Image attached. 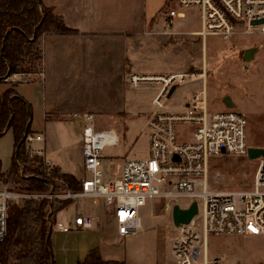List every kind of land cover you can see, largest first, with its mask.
<instances>
[{"label":"rangeland","instance_id":"obj_1","mask_svg":"<svg viewBox=\"0 0 264 264\" xmlns=\"http://www.w3.org/2000/svg\"><path fill=\"white\" fill-rule=\"evenodd\" d=\"M107 4L111 6L110 26L113 34H102L99 39L106 43L116 37L118 40L120 37L123 38L121 44L123 42L125 46L124 57L128 70L65 72L70 81L68 83H72L66 90L68 97L65 102L68 106L77 99L79 107H84L81 113L85 114L91 111L95 104L107 107V112L92 111L96 113L97 128L115 130L120 137V144L117 147H109L104 152L103 169L110 178L118 174V170L126 161L149 157L146 125L153 111L151 102L160 85L152 83L134 89L129 84L130 73L200 75L203 74L201 68L205 60L207 67L205 85L210 111L223 110L225 108L223 100L230 96L235 104L234 109L243 113L249 122L250 146L264 149V47L257 54L255 62L243 61L246 49L258 44L264 45V34H258L259 28H254L253 35L250 36L239 34L230 40L209 36L204 42L198 36L202 29L200 10H183L178 0H100L102 7ZM105 9L103 8V13ZM171 10L182 12L185 18L175 19L174 23L169 25L166 19ZM111 57L114 58L115 55ZM194 66L199 69H195ZM40 69L42 72V67ZM11 78L0 80V93L14 88L17 84ZM21 78L31 80L28 82L30 85H25L24 89L27 90H33V82L42 80L44 83L43 77L37 75ZM196 94L202 96V80L199 77L187 78L176 88L167 104L176 110L183 106L185 101H191ZM115 105L123 109V114L114 113ZM71 117L64 121L45 122L41 105L35 103L32 106L33 123L30 131L34 135H45L49 159L60 157L57 150L66 147L64 157L78 171H82L83 162L81 160L79 162L77 155L71 153L75 149L72 145L82 141V132L77 125L78 119ZM44 144L45 142H34L30 147L40 150ZM14 145L12 131L5 132L0 137V161L5 174L10 171L13 164ZM210 164L212 189L250 190L254 184L259 160L220 155L212 157ZM78 203H72L53 220L52 247L56 264L60 258L68 256L73 248L82 243L88 233L98 231L103 235L104 230L113 232L116 229L115 224L111 223V226L109 224L113 207L106 208L103 204L96 205L92 201H86L84 204L83 200H79ZM96 209L99 211L100 219L95 223L93 218L92 230L73 229L70 233H62L56 227L58 222L70 226L77 211H85L94 217L92 213ZM139 217L142 220V230L139 233L118 237L116 241L109 238V235L106 237L103 235L104 245L113 247L114 256L119 257L125 252L124 242L127 241L129 246L137 247L144 259L148 254L152 259L157 256L162 264H178L172 246L180 237V230L173 224L172 210L168 209L167 201L158 198L148 200L145 206L140 208ZM207 248L209 264H264V235L245 237L210 235L207 239ZM204 261L205 251L202 245L197 264H204Z\"/></svg>","mask_w":264,"mask_h":264},{"label":"built area","instance_id":"obj_2","mask_svg":"<svg viewBox=\"0 0 264 264\" xmlns=\"http://www.w3.org/2000/svg\"><path fill=\"white\" fill-rule=\"evenodd\" d=\"M178 4L183 10H200L202 29L198 36L204 42L209 36L224 40L239 34L250 36L254 28H259V35L264 34V25H253V22L264 20V0H178ZM184 18L182 12L171 10L166 20L172 25L175 19ZM201 70L203 74L200 75L129 74V84L134 89L152 83H158L160 88L151 102L153 111L146 125L149 157L126 161L114 178L104 171L103 162L105 150L120 144L118 132L97 128L93 113L75 114L82 132L86 173L80 191H71L52 161L45 158L42 151L30 147L34 142H45L44 134L28 135L26 155L29 159H42V171L51 181V190L35 192L11 188L0 179V264L2 247L8 236L9 209L26 201L78 203L90 200L95 203L102 200L107 207H113L120 237L142 230L139 210L150 199L166 200L172 211L176 205L189 209L197 202V216L191 224L178 228L180 237L172 246L179 264H197L202 245L204 264H209L206 248L210 235H264V158L259 159L252 189L216 191L210 187L211 158L220 155L248 157L251 146L249 122L243 113L226 107L210 111L205 60ZM193 77L202 80V96L196 94L191 101L173 110L167 104L171 89ZM56 227L62 233L73 229L88 231L94 227V220L85 211H77L70 226L58 222Z\"/></svg>","mask_w":264,"mask_h":264},{"label":"trees","instance_id":"obj_3","mask_svg":"<svg viewBox=\"0 0 264 264\" xmlns=\"http://www.w3.org/2000/svg\"><path fill=\"white\" fill-rule=\"evenodd\" d=\"M66 26L43 0H0V80L15 75L39 76L42 72V39L47 34L75 33ZM12 89L0 93V137L12 131L15 143L13 164L0 179L11 188L49 192L51 181L42 171L40 157L26 155V138L31 134L32 106ZM22 167V171L18 162ZM71 191H80L81 182L74 176L61 177ZM73 202L66 200L26 201L9 209L8 236L2 247V264H56L52 247V226L57 215ZM79 264H125L105 261L97 249Z\"/></svg>","mask_w":264,"mask_h":264},{"label":"crops","instance_id":"obj_4","mask_svg":"<svg viewBox=\"0 0 264 264\" xmlns=\"http://www.w3.org/2000/svg\"><path fill=\"white\" fill-rule=\"evenodd\" d=\"M43 4L44 6L53 9L54 13L63 19L66 26L76 32L70 35L47 34L43 37L42 73L39 76L41 78L43 77L44 83L42 80L35 83L33 82V90H27L24 88L25 85L31 84L28 83L31 81L30 79L21 78V75H15L11 79L17 82L15 87L17 93L31 106L35 105V103L38 106L41 105L42 116L45 122L53 120L64 121L72 118L71 116L74 117L75 114H85L81 113L83 112L84 107H79L76 103L77 99L73 100L71 105L68 106L65 102L66 97H68L66 90L69 89L68 85L72 84L68 83L70 81L68 76L65 75V72H85L91 70L126 71L128 68L126 67L124 57L125 46H123V42L121 44L122 37H120V40H118L119 38L117 37L110 39V42L106 41V43H103L101 39H99V36L102 34H113L110 26L112 12L109 4L102 7L100 5V0H43ZM103 8H106L104 13ZM114 23L116 22H113V24ZM99 40L100 42H98ZM113 54L115 55L114 58L111 57ZM72 90L73 89H71V91ZM79 90L80 86H78V93ZM92 110L107 112V107L95 104L91 111H88L87 113H93L96 115L95 111ZM113 110L114 113L123 114V109L118 108L116 105L113 106ZM77 125L80 128L79 122ZM76 143L77 144L72 145L75 149L74 151L72 150L71 153L74 156L77 155L79 162L80 160L83 162L82 171H78L74 165H71L68 162V159L64 157L65 149H67L66 147L57 150L60 157L53 160L48 158L49 147L47 140H45V144L39 151H42L45 158L52 161V163L63 174L72 175L81 182L86 176L84 170L82 141ZM70 158H72L71 154ZM100 203L108 208L102 200L96 201L94 204L100 205ZM87 214L91 216V214ZM92 215L94 217H91L95 219V223H98V219H100L99 211L97 209L94 210ZM110 216V226L111 223L116 225L114 211ZM106 231L104 230L103 235L105 237L109 235V238H113L114 241L120 237L117 232V225L113 232H111V230ZM87 235L88 236L84 238L82 243L73 248L68 256L60 258V261L58 260L57 263L79 264V262L86 259L91 251L97 249L100 256L105 261H117L125 264H162L157 256H154L152 259L146 254V258H142L137 247L129 246L127 241L124 242L125 252H123L121 256L115 257L113 247L110 245L109 247L104 245L103 240L105 238L103 239L104 236L100 232H90ZM177 263L179 264L178 261Z\"/></svg>","mask_w":264,"mask_h":264},{"label":"water","instance_id":"obj_5","mask_svg":"<svg viewBox=\"0 0 264 264\" xmlns=\"http://www.w3.org/2000/svg\"><path fill=\"white\" fill-rule=\"evenodd\" d=\"M253 25H264V20L253 22ZM264 45L258 44L253 47H250L246 49V51L243 54V61L244 62H255L257 54H259L263 50ZM176 87H173L168 95L170 98L173 93L175 92ZM223 103L226 108L228 109H234L235 104L230 96H227L224 98ZM26 138V137H25ZM248 158L252 161L259 160L261 158H264V149L262 148H256L251 147L248 151ZM198 214V204L197 202H194L189 209H181L178 205L174 206L172 211V221L176 228H179L181 226L189 225L191 224L192 220L197 216Z\"/></svg>","mask_w":264,"mask_h":264},{"label":"bare ground","instance_id":"obj_6","mask_svg":"<svg viewBox=\"0 0 264 264\" xmlns=\"http://www.w3.org/2000/svg\"><path fill=\"white\" fill-rule=\"evenodd\" d=\"M208 248H206V250H207ZM207 253H208V251H207ZM208 256V255H207Z\"/></svg>","mask_w":264,"mask_h":264}]
</instances>
